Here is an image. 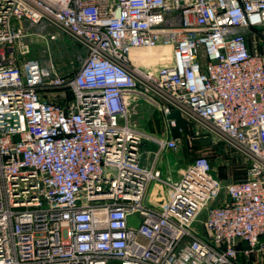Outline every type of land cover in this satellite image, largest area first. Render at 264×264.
Here are the masks:
<instances>
[{
    "label": "built area",
    "instance_id": "built-area-1",
    "mask_svg": "<svg viewBox=\"0 0 264 264\" xmlns=\"http://www.w3.org/2000/svg\"><path fill=\"white\" fill-rule=\"evenodd\" d=\"M42 21L86 48L72 75L25 57L23 22ZM262 24L264 0H0V264H239L240 242L263 252L264 55L245 36ZM159 54L167 62L149 67ZM137 98L159 108L164 135L131 122ZM173 111L249 156L248 178L222 185L205 155L162 178L158 156L178 148L170 127L183 131ZM157 183L169 194L155 204Z\"/></svg>",
    "mask_w": 264,
    "mask_h": 264
},
{
    "label": "rangeland",
    "instance_id": "rangeland-1",
    "mask_svg": "<svg viewBox=\"0 0 264 264\" xmlns=\"http://www.w3.org/2000/svg\"><path fill=\"white\" fill-rule=\"evenodd\" d=\"M24 40L28 44L29 52L26 58L38 60L42 66L53 67L58 73L72 75L84 61L87 50L72 36L60 31L54 24L42 21L38 23L23 22ZM59 100V92H54ZM67 97L69 94H66ZM155 98L160 97L153 93ZM162 101V100H161ZM130 120L143 132L161 136L164 128V120L161 111L150 101L144 98H137L129 105ZM188 131L182 132L177 141L176 150H163L156 160L157 167L161 170V177L164 179H177L178 169L185 167L196 155H205L212 165L213 174L220 180L222 185L229 181L243 180L248 178L250 157L244 152L237 150L224 139L208 130L201 129L198 122H188ZM195 130L198 134H195ZM210 137L211 143L206 147H199L193 144V139ZM156 146L148 142L145 149L155 150ZM169 194L168 187L162 183L154 184L151 189L150 200L157 201ZM225 198L224 189L221 190L218 198L211 204H219ZM206 212L203 211L200 219H204ZM197 229L200 224H196Z\"/></svg>",
    "mask_w": 264,
    "mask_h": 264
},
{
    "label": "crops",
    "instance_id": "crops-1",
    "mask_svg": "<svg viewBox=\"0 0 264 264\" xmlns=\"http://www.w3.org/2000/svg\"><path fill=\"white\" fill-rule=\"evenodd\" d=\"M245 36L247 39V45L251 52H256L264 55V24L253 27L249 30L245 31ZM165 129L161 130V135H164ZM146 146V144H144ZM201 147V146H199ZM203 148V147H201ZM184 167L178 169V176H180ZM151 189H154V184L150 186L149 189V200H150V192ZM165 199V198H163ZM152 203H158L160 199L157 201L156 199L150 200ZM264 239V238H262ZM246 248V244L244 242H240L238 244V252H237V261L239 264H264V251L263 252H256L253 251L249 255V257L245 256L243 253V249Z\"/></svg>",
    "mask_w": 264,
    "mask_h": 264
},
{
    "label": "water",
    "instance_id": "water-1",
    "mask_svg": "<svg viewBox=\"0 0 264 264\" xmlns=\"http://www.w3.org/2000/svg\"><path fill=\"white\" fill-rule=\"evenodd\" d=\"M168 117L172 118V119H176L177 121H181L183 123L184 127H185L186 132H188L186 121L182 120V118L179 115L178 111L171 112L168 115ZM170 134H171V136L173 138H179L180 137L179 128L177 126L176 127H170ZM192 142L195 143V144H198L201 147H206V146L210 145L211 138L210 137L196 138V139H193ZM133 220H134V217H129V219H128L129 224H132Z\"/></svg>",
    "mask_w": 264,
    "mask_h": 264
},
{
    "label": "bare ground",
    "instance_id": "bare-ground-1",
    "mask_svg": "<svg viewBox=\"0 0 264 264\" xmlns=\"http://www.w3.org/2000/svg\"><path fill=\"white\" fill-rule=\"evenodd\" d=\"M149 55V54H148ZM163 56H165V55H163ZM161 55L159 54L158 55V57H152V56H149L148 57V61H147V65L149 66V67H155L156 65H158V64H162V63H165V62H167V57H165L166 59H161ZM158 60V61H157ZM157 62H158V64H157Z\"/></svg>",
    "mask_w": 264,
    "mask_h": 264
},
{
    "label": "trees",
    "instance_id": "trees-1",
    "mask_svg": "<svg viewBox=\"0 0 264 264\" xmlns=\"http://www.w3.org/2000/svg\"><path fill=\"white\" fill-rule=\"evenodd\" d=\"M68 94H69L68 99H70V98L72 97V93L69 91ZM178 125L182 127V129H183L182 132H185V131H186V130H185V127H184V125H183V123H182L181 121H178ZM182 132H181L180 136L183 135ZM185 133H186V132H185ZM193 144H195V143H193ZM197 145H198V144H197Z\"/></svg>",
    "mask_w": 264,
    "mask_h": 264
}]
</instances>
